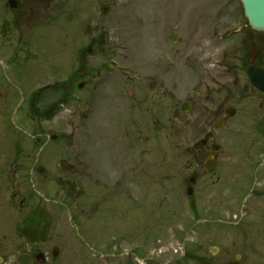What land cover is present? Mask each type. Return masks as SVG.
Returning <instances> with one entry per match:
<instances>
[{
	"label": "flooded vegetation",
	"instance_id": "1",
	"mask_svg": "<svg viewBox=\"0 0 264 264\" xmlns=\"http://www.w3.org/2000/svg\"><path fill=\"white\" fill-rule=\"evenodd\" d=\"M76 1L0 0V181L6 187L3 193L9 198L10 206L26 208L25 214L13 222L9 237L3 234L5 240L11 241L10 244L0 241L1 261L8 260L9 248L19 240L23 242L17 245V254L31 255L33 264H57L64 256L62 253L53 256L56 245L45 246L50 240L51 217L41 208L40 199L51 201L57 195L47 197L45 182L54 181L59 188L64 176L71 179L84 170L83 164L66 155L67 147L71 149L74 143L62 140L67 136L62 120L67 119V127L72 128L76 115L77 39L72 38V33L70 42L75 49V62L69 71V64L66 71L62 68L63 40L67 30L73 32L77 28ZM173 55L170 52L166 63L156 62L157 66L166 65L167 72L152 77L157 84L153 94L141 93L137 85L125 100L120 95L96 94L87 101L86 122L92 144L87 153L86 172L81 176L86 175L89 181L161 182L164 185L172 180L167 149L159 147L151 136L145 135L142 142L143 134L156 131L171 134L180 126L189 133L203 135L197 142L185 143V174L175 187L180 193L172 197L165 195V202L160 205L169 214H187L198 225L202 215L219 209L224 165L217 159L216 154L221 151L217 142L226 143L237 132L250 133L253 138V157L248 164L252 185L250 208L264 213V92L253 86L249 75L251 65L264 66V33H225L222 42L218 40V33H198L194 40H189L181 57L188 88L184 99L176 104L172 91L161 85L162 75L172 76L177 65ZM63 88L66 93L58 103L49 108L40 107L45 92ZM99 101L105 103L99 104ZM96 129L101 130L99 134H105L104 131L113 134L102 137L100 142ZM259 133L263 134L261 142L255 135ZM199 155L212 156L217 161L214 172L209 173L197 164ZM62 160L75 166V171L62 170ZM20 182H26L25 186L28 182L36 184L24 188ZM121 193L133 204L144 201L143 207L151 214L157 209L156 193L141 197L135 185L133 190ZM159 224L164 231L158 235ZM171 224L170 221L150 223L151 238L158 236V239L149 253L142 252V238L135 229L133 237L125 238L133 241L129 243L132 250L101 264H217L193 248H186V242L178 255L173 251L166 255L154 254L159 242L168 239ZM193 225L184 228L185 234ZM201 230L200 238H203L204 229ZM216 256L210 254L211 258ZM94 261L99 262H91ZM244 264L254 263L245 261Z\"/></svg>",
	"mask_w": 264,
	"mask_h": 264
},
{
	"label": "rangeland",
	"instance_id": "2",
	"mask_svg": "<svg viewBox=\"0 0 264 264\" xmlns=\"http://www.w3.org/2000/svg\"><path fill=\"white\" fill-rule=\"evenodd\" d=\"M76 4L77 28L70 33L67 30V36L63 40L62 68L66 71V64H69V71L75 62L76 53L70 42L73 35L72 38L77 39L78 73L88 71L90 74L83 89L76 91V115L72 119V134L68 133L64 141L74 143L71 149L67 147L66 155L83 164L84 170L71 179L64 176L59 188L54 181L44 183V189L49 194L47 197L57 194L55 204L40 199L41 208L48 211L51 217L50 240L45 246L52 247L56 244L64 255L58 259L57 264H101L104 258L115 259L120 253L128 254L133 248L129 243L133 244V241L129 242L125 238L133 237L135 229L142 238V252L149 253L152 244L158 239V236L151 238L150 235L149 226L154 221L172 223L167 230L168 239L162 240L159 242L160 246L155 247L156 255H166L172 251L178 255L181 245L186 242V248H193L206 259H214L217 264L226 259H233L236 253L242 255L243 260L252 262L249 256V246H252L255 253L253 261L264 264V213L261 211L258 214L244 203V198L250 190V177L245 166L248 164L247 160L252 158L249 148L253 138L250 134L237 132L230 135L229 143H218L221 151L216 155L222 165L237 162L236 164H243V167L230 174L226 181H222L219 217L217 214H210L211 217L220 219L221 223H213V219H209L213 227L204 230L203 238H200L201 229L194 228L185 234L184 228H188L193 222L192 218L188 219L187 214H169L159 206L164 204L165 195L172 197L180 193L175 187H178L185 174V143L197 142L203 135L189 133L180 126L171 134L162 131L143 134L142 142L145 135L151 136L152 141L157 142L159 147L167 149L172 180L164 185L161 182L89 181L86 175L81 176L86 172L85 168L89 163L87 153L92 144L85 118L87 101L92 98L91 95H120L125 100L128 93H134L135 85H140L141 93L153 94L148 87L150 80L155 74L167 72L166 65L157 64L166 63L167 56L173 52L177 65L172 70V76L162 75L161 85L175 95L174 104L181 102L188 88L181 67L183 47L189 40H194L198 33H235L239 30H242L240 33H246L248 24L239 0H77ZM173 35H178L179 40L173 42ZM93 40L98 43L93 52H82ZM114 63L123 67L124 72L130 76H136L137 83L133 85L132 82H126L123 71L117 69ZM63 124L68 122L65 120ZM64 128L70 130L69 126ZM95 131L100 137V142L102 137H111L113 134L111 131H104L105 134H99L101 130ZM255 135L261 142V133ZM116 137L117 135L115 140ZM231 168V165H225L224 173H229ZM20 183L24 188L28 185L25 186L26 182ZM31 184L35 185L36 182ZM17 185L18 183L15 186ZM134 185L141 191V197L150 192L158 196L157 209L153 214L143 207L144 201L133 204L121 193L124 190H133ZM170 185H174V188ZM4 188L6 187L3 181H0V230L4 232H0L1 242H5L3 234L9 236L8 231L15 218H20L26 210L25 206L12 208L8 202L9 198L3 193ZM33 203L34 201L31 202ZM243 204L245 206L242 208ZM249 212L251 216L247 220H256L259 223L250 224L245 221ZM233 213L236 215L233 216ZM253 213L255 217L252 216ZM242 217L244 220L241 221ZM160 228L159 224L158 235L162 230ZM123 232L126 234L123 235ZM10 241L8 240V244ZM20 241L11 245L6 256L8 260L0 261V264H16L17 245ZM212 246L219 248L215 258L209 255ZM96 259L99 262H91Z\"/></svg>",
	"mask_w": 264,
	"mask_h": 264
},
{
	"label": "water",
	"instance_id": "3",
	"mask_svg": "<svg viewBox=\"0 0 264 264\" xmlns=\"http://www.w3.org/2000/svg\"><path fill=\"white\" fill-rule=\"evenodd\" d=\"M244 7V13L250 26L255 30L264 31V0H240ZM253 83L261 91L264 90V67L250 69ZM82 86V85H81ZM64 91L60 92H47L44 94L41 105L48 106L53 104L60 95H63ZM201 163V161H199ZM203 164V163H202ZM28 255H20L17 258L18 264H31V260ZM236 264V263H229Z\"/></svg>",
	"mask_w": 264,
	"mask_h": 264
}]
</instances>
